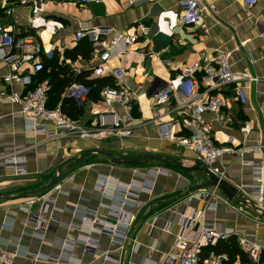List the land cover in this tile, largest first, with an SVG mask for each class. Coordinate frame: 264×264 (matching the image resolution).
Returning <instances> with one entry per match:
<instances>
[{
	"label": "crops",
	"instance_id": "1",
	"mask_svg": "<svg viewBox=\"0 0 264 264\" xmlns=\"http://www.w3.org/2000/svg\"><path fill=\"white\" fill-rule=\"evenodd\" d=\"M202 1L216 8L205 12V27L186 26L175 19L172 33L159 30L158 21L162 12L180 11L179 0H138L135 4L129 0L43 3L42 15L62 23L63 27L54 35L41 29L37 37L46 48L57 52L60 62L67 49L81 42L75 40V35L84 26L139 32V39L130 50L108 63L126 71L124 82L137 98L136 121L133 136L122 139L50 138L45 133L25 129L20 103L0 102V250L15 253V264H66L67 260H73L74 264H160L163 254L185 232V215L194 210L204 211V221L215 223L221 231L235 229L264 249V214L240 199H229L222 189L211 184L196 153L160 138L157 130L158 111L154 102L159 89L185 65L215 51L227 52L234 71L257 79L241 82L246 103L237 99L234 85L222 90L229 108L221 111L226 116L223 123L215 124L216 137L221 143L257 149L241 155L228 153L219 164L226 169L224 179L234 187L245 184L253 187L258 177L264 179V0ZM8 8L12 9L11 15L6 12ZM31 16L30 6L20 5L16 0H0V24L11 27L15 33L29 26ZM167 19L170 21V17ZM140 25H145L147 32L141 31ZM97 62L94 53L89 58L66 60L75 73L92 71ZM8 70L0 62V93L5 91L2 77ZM104 76L113 78L110 74ZM175 99L173 94L165 118L174 117L177 121L178 113L173 110ZM104 109L100 92L92 94L78 118L90 123ZM206 116L213 120L216 114ZM246 121L252 125L248 135L240 130ZM176 124L179 130V122ZM102 151L119 155L122 160ZM146 155L170 158L172 165L144 158ZM14 156L24 157L26 174L17 175L6 164L5 160ZM154 167L164 168L165 172L149 175L147 172ZM58 184L53 209L40 213L45 225L38 233L29 234L33 229L24 226L28 214L22 205ZM254 188L244 190L243 195L252 197ZM213 190L216 194L210 201L214 203L208 208L210 201L202 193ZM123 193H128L133 202L122 209L125 217H130V224L121 245L111 233L119 227L120 220L114 211L119 209ZM38 206L35 203L31 208L37 212ZM87 214L93 221L84 219ZM3 222L9 224L8 229L2 228ZM186 235L190 240L197 237L198 231L192 229ZM89 242L95 243L91 244L93 249ZM36 254L42 258H35ZM234 264L241 263L237 259Z\"/></svg>",
	"mask_w": 264,
	"mask_h": 264
},
{
	"label": "built area",
	"instance_id": "2",
	"mask_svg": "<svg viewBox=\"0 0 264 264\" xmlns=\"http://www.w3.org/2000/svg\"><path fill=\"white\" fill-rule=\"evenodd\" d=\"M46 1L63 0H16L20 5L31 7L32 16L29 26L20 33H15L11 27L0 24V62L9 69L2 77L6 88L0 93V102L9 100L20 103L25 129L35 133H45L50 138L74 136L97 140L108 137L120 139L132 137L136 121L134 110L137 98L134 91L124 82L125 69L110 67L108 63L113 58L127 53L131 45L138 41L139 32L135 29L118 30L107 26H84L76 33L75 40L82 41L84 38H88L91 41L93 53L98 59L91 75L101 77L110 74L115 82L114 85H106L101 90V103L105 109L98 112L97 117L88 123L81 118L72 117L63 105L65 101H72L77 108L82 109L90 98L92 92L90 85L79 81L71 82L65 87L58 103L51 105L52 83L47 78L37 79V75L44 69L45 60H51L55 56L54 49L46 48L38 40V31L43 29L54 35L57 29L63 27L62 23L46 19L42 15V5ZM101 1L80 0L85 4ZM137 1L129 0V3L135 4ZM179 7L180 11L162 12L158 21L159 30L164 33H172L175 19L186 26L205 27V12L216 10L214 5L208 7L202 0H179ZM6 12L11 15L12 9L8 8ZM168 17H170V21L167 19ZM140 29L147 32L145 25H140ZM262 34L264 35V31ZM262 53L264 56V45ZM250 78L257 79L251 75L234 71L230 64L229 53L220 50L206 54L201 60L185 65L179 73L171 77L159 89L155 96L154 105L158 111L155 120L159 137L190 149L200 157L202 164L210 172L220 179H224L227 172L219 164L220 159L228 153L241 155L246 151L257 149L247 148L243 145L235 147L234 143H221L218 141L215 131V124H222L226 117L221 111L224 107L229 108L222 90L234 85L237 99L246 103L247 96L241 82ZM173 94L176 97L173 110L179 116V120H177L180 125L179 130L176 129L177 121L174 117L165 118V115L170 112L169 109L167 110V104L171 101ZM207 113H215L216 117L209 120L206 116ZM49 125H52L53 128H50ZM240 130L245 135L250 134L252 131L251 122L242 123ZM228 142H233L232 137ZM261 148L258 147V149ZM5 162L15 170L17 175L27 173L24 157H9ZM162 172H165L164 168L154 167L147 173L156 175ZM257 182L253 187L248 184L241 185L235 198L239 199V195H243L244 190L255 187L253 196L248 198L264 207V179L258 177ZM103 186H106V183ZM59 188L58 184L47 193L29 199L22 205L21 208L28 214L24 226L26 229H33L28 232L29 234L38 233L40 227L45 225L44 217L40 213L53 209L54 192ZM215 194L216 190H213L202 193V196L208 202ZM129 197L128 193H123L119 209L114 211L120 221L117 231L111 235L121 245L124 244L129 232L130 217L127 219L122 211L125 206L133 202ZM35 203L39 204L37 212L31 208ZM213 203L210 201L208 208ZM89 216L90 214H87L84 219L92 220L93 218ZM204 216V211L196 210L185 215L187 225L185 232L181 233L172 247L163 254L160 264H227V256L224 254L212 250L207 257L201 259L200 251L203 247L215 246L218 241L228 240L231 236L237 238L242 249L253 261L259 262L264 250L260 243L242 235L235 229L221 231L215 223L205 222ZM125 218L123 223L122 220ZM8 227L7 222L2 223L3 229H8ZM192 229L197 230L198 235L196 238L188 240L186 233ZM90 242L89 246L93 249L91 244L95 243ZM15 257V253L0 250V264H15ZM34 257L42 258L38 254ZM66 264H74V261L67 260Z\"/></svg>",
	"mask_w": 264,
	"mask_h": 264
},
{
	"label": "trees",
	"instance_id": "3",
	"mask_svg": "<svg viewBox=\"0 0 264 264\" xmlns=\"http://www.w3.org/2000/svg\"><path fill=\"white\" fill-rule=\"evenodd\" d=\"M92 53L93 48L91 41L84 39L74 48L65 51L64 60L62 62L59 61L56 51L53 59L45 60L44 69L37 75V79L42 80L47 78L52 83L51 105L58 103L65 87L73 81L84 82L90 85L92 87L91 96L92 94L96 96V94L101 92L106 85L115 84L114 78L108 76L90 79L89 76L93 72L91 70L75 73V71H73L66 63L67 59L76 60L79 57L89 58ZM63 106L64 109L74 118H78L82 112V110L77 108L72 101H65ZM212 250L219 254L226 255L227 264H234L237 259L241 264H264V250L259 262L253 261L242 249L235 236H231L228 240H220L215 246L203 247L200 251L201 259L207 257L208 253Z\"/></svg>",
	"mask_w": 264,
	"mask_h": 264
},
{
	"label": "water",
	"instance_id": "4",
	"mask_svg": "<svg viewBox=\"0 0 264 264\" xmlns=\"http://www.w3.org/2000/svg\"><path fill=\"white\" fill-rule=\"evenodd\" d=\"M103 153H106L108 155H112L115 159L117 160H122V158L119 155L116 154H112L109 153L107 151H102ZM144 158H156V159H160L161 161H163L166 164H171L170 162V158H165V157H161V158H157V157H153L151 155H146ZM203 171H205L206 173L209 174L210 178H211V184L212 185H216L217 187H219L220 189H222V191L226 194V196L229 199H234L235 195L238 192V188L232 186L231 184H229V182L225 179H220L217 175H215L214 173L210 172L203 164L200 167ZM239 199H242V201H244L246 204L250 205L253 209H255L256 211H259L260 213L264 214V207H261L259 204L256 203V201L246 197L245 195H239L238 197Z\"/></svg>",
	"mask_w": 264,
	"mask_h": 264
}]
</instances>
